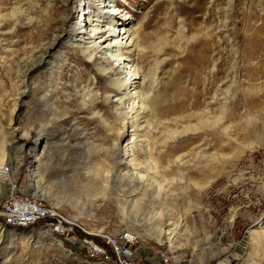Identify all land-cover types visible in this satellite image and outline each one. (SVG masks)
I'll list each match as a JSON object with an SVG mask.
<instances>
[{
  "label": "rangeland",
  "instance_id": "1",
  "mask_svg": "<svg viewBox=\"0 0 264 264\" xmlns=\"http://www.w3.org/2000/svg\"><path fill=\"white\" fill-rule=\"evenodd\" d=\"M114 2L143 35L131 55L149 93L144 113L119 119L102 62L75 38L85 3L0 0V205L16 188L89 231L132 232L145 264H264V0ZM65 78L94 81L86 100L102 118L80 100L62 111ZM54 237L0 221V264H93Z\"/></svg>",
  "mask_w": 264,
  "mask_h": 264
},
{
  "label": "bare ground",
  "instance_id": "2",
  "mask_svg": "<svg viewBox=\"0 0 264 264\" xmlns=\"http://www.w3.org/2000/svg\"><path fill=\"white\" fill-rule=\"evenodd\" d=\"M80 1L85 3L86 6L82 10V12L87 13L88 17L81 25H76L77 27H75V29L77 30V34L75 38H77L78 40H82L79 45L83 46L81 48V51L87 58V60L89 62H102L101 65L97 66V70L101 73V75L110 77V85L103 95L105 101L108 102L111 101L112 98L115 99L113 108L116 110V119H119L121 115H132L135 112L144 113V111L147 109L146 102L149 99V93L144 90L141 91L139 88L146 82L147 78L142 70V67L139 66L138 62H136V60L132 58L131 55V53L133 52L137 51L138 53H141L145 50V48H143V35L142 33H140V29L127 27V25L119 21L120 19L112 15V13H120L121 18L127 17L126 12L124 10H120L114 0ZM118 24L122 25L119 26ZM87 31H89V33H87ZM56 32H61L60 26L56 30ZM98 33H103L100 36L101 39L105 38L106 40H109L105 45V49L101 47L98 42H96ZM53 45L54 43H51L49 46L44 45L38 51H41V53L43 54L48 53L49 47ZM28 70L32 72L33 69L29 68ZM62 78L64 77H61V79ZM151 78V82L154 83L155 74H153ZM65 79L66 80L64 82H60V90L64 91L66 94H69L70 96H73V99L68 96L69 99L62 105V111L71 110V104L80 100L85 111H88V113H91L93 115H99V117L102 118L101 114L95 111L94 98L88 101L86 100V97L90 96V94L95 95V93H93V89L90 86V83L92 85L94 84V81L90 80L88 88H85L81 85V83H79L81 82V80L76 78L75 85H71V87H69V84L67 82L68 78ZM125 87H128L131 91L125 93L123 91ZM68 90L70 91L69 93H67ZM25 94L26 92L23 91L19 93L18 97L15 98V108L18 106L20 99H23V96ZM107 126H109V131H114V124ZM32 154L36 156L35 152H32ZM148 156L151 158L152 155L149 153ZM31 159V164L37 161V158L34 156ZM1 164L2 156H0V173L2 175V173H5L6 170H2L3 168L1 167ZM135 165L136 164L134 163L131 164V166L133 167V173L131 174H133V176H138L139 179H142V177H140L139 175V172L137 171V166ZM173 232L174 231L172 229H168L165 232V235H167L166 238L170 239V237L168 236ZM130 233L135 236L132 232ZM54 239L59 238L54 237Z\"/></svg>",
  "mask_w": 264,
  "mask_h": 264
},
{
  "label": "built area",
  "instance_id": "3",
  "mask_svg": "<svg viewBox=\"0 0 264 264\" xmlns=\"http://www.w3.org/2000/svg\"><path fill=\"white\" fill-rule=\"evenodd\" d=\"M15 190L16 188L0 205V221L5 226L15 230H27L33 226L46 228L62 242L65 240L72 244L73 249L80 250L78 255L84 262L145 264L135 251L136 237L130 232L114 235L98 229L89 231L82 222L48 206L42 199L27 194L20 195Z\"/></svg>",
  "mask_w": 264,
  "mask_h": 264
},
{
  "label": "water",
  "instance_id": "4",
  "mask_svg": "<svg viewBox=\"0 0 264 264\" xmlns=\"http://www.w3.org/2000/svg\"><path fill=\"white\" fill-rule=\"evenodd\" d=\"M17 230H22V229H17Z\"/></svg>",
  "mask_w": 264,
  "mask_h": 264
}]
</instances>
